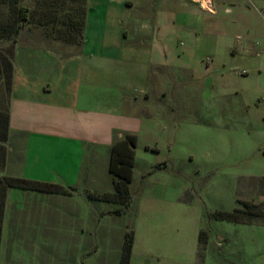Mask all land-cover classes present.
Segmentation results:
<instances>
[{"label": "rangeland", "instance_id": "1", "mask_svg": "<svg viewBox=\"0 0 264 264\" xmlns=\"http://www.w3.org/2000/svg\"><path fill=\"white\" fill-rule=\"evenodd\" d=\"M84 1L0 0V25L11 8L25 4L32 12L14 40L0 41V64L13 63L11 75L0 72L11 76L0 83V99L12 97L16 86L17 95L50 84L63 88L73 69L97 78L101 109L126 94L137 97L126 120L138 139L129 197L101 198L116 190L105 170L111 156L98 153H85L89 180L63 185L67 195L15 189L27 195L10 208L0 264H121L133 232L130 264H264V15L251 6L244 15L243 0H215L216 14L187 18L182 5L190 0H154L151 18L166 26L147 45L153 50L138 51L139 62L120 57L121 48L141 43L137 30L117 25L116 18L131 17L136 26L149 19L141 9H120L107 28L93 30L90 22L95 51L118 46L121 32L128 33L116 59L108 60L106 52L99 58L80 52V35L63 23L70 16L82 21ZM102 35L111 45L101 44ZM74 36L77 41L66 42ZM59 58L60 70L44 79ZM21 144L17 136L2 143L9 165L18 166ZM246 202L258 205L252 224L217 218L245 209Z\"/></svg>", "mask_w": 264, "mask_h": 264}, {"label": "crops", "instance_id": "2", "mask_svg": "<svg viewBox=\"0 0 264 264\" xmlns=\"http://www.w3.org/2000/svg\"><path fill=\"white\" fill-rule=\"evenodd\" d=\"M92 1H96L95 4L98 3V5H91ZM162 1L168 3L169 0ZM214 1L213 13L204 8V5L200 3L201 0H190V4L186 3L182 6L186 7L188 11L186 14L187 18L191 15H199L200 17L201 11L216 14L217 10L214 7ZM243 1H246V5L242 7L243 5L241 4L240 8L244 15L252 11V8L264 15V0ZM148 2L150 5L147 4ZM153 2L154 0H88L86 28L80 52H84L85 54L94 53V56H98L97 58L100 57L102 52H106L108 53L106 55L109 57L108 60L112 57L115 60L118 47L129 38L127 31L125 33L121 32L120 44H117L118 46H109L102 51H95L99 46L98 38L90 37L89 28L91 25L93 30L107 28L109 26L107 24H110L113 19V15L110 16V14L115 12V15H117L120 9L127 11L141 9L144 12V19H149L145 20L142 26L132 24L131 17L128 16L117 15L116 19L117 25L122 24V27L125 29L131 27L134 31L137 30L135 32L140 35L139 40L142 48L138 47V49L134 50L121 48L120 57L123 60L126 56H129L131 59H137V61L139 59L142 60L140 58L141 55L137 56L139 54L138 51L149 52L153 50L152 47L148 49L147 45L153 38L159 39L161 28L166 26L162 22H158V19L153 20L151 18V16L154 17ZM176 2L178 5V0ZM194 4L196 6L198 4L200 9L195 7ZM249 6L252 8H249ZM227 11L231 10L227 9ZM102 37L101 44L111 45L109 37L104 35ZM239 39L241 38L239 37ZM71 56H75V54L72 53ZM71 56H64L69 59H67V63L71 64L74 62L72 61L73 59H70ZM60 59L54 61L56 64H52L53 67L51 68L53 69L49 71L44 79H47V76L55 73L58 69L60 70L62 66ZM140 66L141 63L139 64V68ZM145 68L146 65H144ZM144 73L145 70H143ZM66 78L63 88H56V86L50 84L47 87H40V89L34 91L32 94L23 93L24 90L19 89V95L15 92L18 86L13 90L9 107L10 131L8 141L10 143V139L15 136L19 140H22L23 144L19 146V152L22 153L16 159L18 166L9 165V161L12 160L7 156L4 169L0 171V178L2 176H22V178L55 183L69 188L77 187L78 182H81L80 179L86 178L87 181L84 182H88L89 180V177L83 171L85 153H98V156L106 158L108 154L111 156L112 147L117 141L123 139L128 134H135L133 129L126 123V120H129V116L134 113L132 110L138 104L137 97H127L129 94H126V97L122 96L114 104H102L101 109L97 90L99 86L98 84H94L97 78L90 77L88 74L81 75L77 69L68 72ZM146 81L145 77L144 83ZM122 119H125V121ZM119 120H121V124H117ZM115 140L116 142H114ZM16 141L18 143V140ZM100 147H102L101 150L104 153L102 155L100 154L101 151L99 152ZM105 168V170H109V167L107 169L105 166ZM15 189L17 190V188H10L7 195L0 261L5 246L6 230H9L10 208L15 209L17 207V200H21L27 195L24 192L23 194L15 192ZM19 190L21 191V189Z\"/></svg>", "mask_w": 264, "mask_h": 264}, {"label": "trees", "instance_id": "3", "mask_svg": "<svg viewBox=\"0 0 264 264\" xmlns=\"http://www.w3.org/2000/svg\"><path fill=\"white\" fill-rule=\"evenodd\" d=\"M87 1L88 0L84 1L86 3H84L85 9H83L84 18L82 19V21H80L79 19H72V17L74 16H70L66 21H63V23H65L68 27L69 32L76 31L80 35V37H77V40L81 44L86 28ZM13 4L17 5V3L14 1L13 3H10L11 7L13 6ZM31 16L32 12L28 5L23 4L20 6V8H11L9 12V18L7 19L6 23L4 25H0V41L7 39L9 40L11 38L13 39L14 35H18L21 32L20 30L24 28L25 24L27 22H30ZM75 37L76 36L72 37V39L69 40L67 38V41L64 39V41L69 43L75 42ZM8 66H5L4 64L1 65L0 72L2 69H8L10 70L11 75V68L13 69V63L11 60ZM10 75H7L4 72L0 73V83L3 80L10 81ZM2 92L4 93L5 91L3 90ZM5 99H0V163L3 165L0 168V171H2V169L4 168L6 161L5 146L2 145V143H6L8 141L10 131V95L8 94ZM137 140L138 139L135 134H128L113 145L109 164V172L114 177L116 193H114V195L104 194L101 197L102 199L116 201V199L118 198L117 202H125L128 199L129 187L133 181V173L135 167V148L137 146ZM10 188L61 195H67L69 192L66 187L55 183L32 180L22 177L2 176L0 178V245L2 239L7 195ZM245 206V209H236L231 213L219 212L217 213V218L237 224H252V219L258 215V205L255 203L246 202ZM201 238L202 233L200 235V242ZM134 240V232L128 234L124 248V256L121 264H130Z\"/></svg>", "mask_w": 264, "mask_h": 264}, {"label": "built area", "instance_id": "4", "mask_svg": "<svg viewBox=\"0 0 264 264\" xmlns=\"http://www.w3.org/2000/svg\"><path fill=\"white\" fill-rule=\"evenodd\" d=\"M205 1H207V3H205ZM213 1L214 0H201L202 4L204 5V8H206L208 11L212 13L214 12Z\"/></svg>", "mask_w": 264, "mask_h": 264}, {"label": "bare ground", "instance_id": "5", "mask_svg": "<svg viewBox=\"0 0 264 264\" xmlns=\"http://www.w3.org/2000/svg\"><path fill=\"white\" fill-rule=\"evenodd\" d=\"M205 3H207V1H205Z\"/></svg>", "mask_w": 264, "mask_h": 264}]
</instances>
